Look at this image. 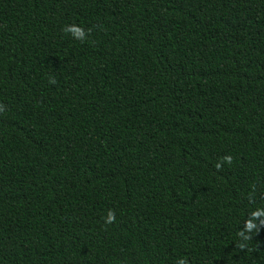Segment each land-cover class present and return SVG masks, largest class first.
Wrapping results in <instances>:
<instances>
[{
	"label": "trees",
	"instance_id": "16d2710c",
	"mask_svg": "<svg viewBox=\"0 0 264 264\" xmlns=\"http://www.w3.org/2000/svg\"><path fill=\"white\" fill-rule=\"evenodd\" d=\"M0 264H264V0H0Z\"/></svg>",
	"mask_w": 264,
	"mask_h": 264
}]
</instances>
